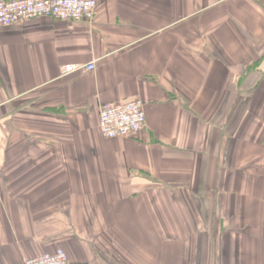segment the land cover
<instances>
[{
    "label": "crops",
    "instance_id": "1",
    "mask_svg": "<svg viewBox=\"0 0 264 264\" xmlns=\"http://www.w3.org/2000/svg\"><path fill=\"white\" fill-rule=\"evenodd\" d=\"M133 100L145 128L106 139L100 108ZM59 248L264 264V0H97L0 28V264Z\"/></svg>",
    "mask_w": 264,
    "mask_h": 264
},
{
    "label": "built area",
    "instance_id": "2",
    "mask_svg": "<svg viewBox=\"0 0 264 264\" xmlns=\"http://www.w3.org/2000/svg\"><path fill=\"white\" fill-rule=\"evenodd\" d=\"M97 8V0H0V28L21 21L52 18L60 21L82 22L91 20ZM95 62L78 67L69 64L63 75L78 69L84 72L95 70ZM147 115L142 100L125 104H105L99 112V129L106 139L127 138L139 134L146 126ZM25 264H69L67 253L59 248L53 253L29 259Z\"/></svg>",
    "mask_w": 264,
    "mask_h": 264
}]
</instances>
